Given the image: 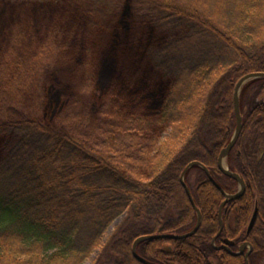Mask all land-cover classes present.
Listing matches in <instances>:
<instances>
[{
	"label": "trees",
	"instance_id": "1",
	"mask_svg": "<svg viewBox=\"0 0 264 264\" xmlns=\"http://www.w3.org/2000/svg\"><path fill=\"white\" fill-rule=\"evenodd\" d=\"M114 1L87 0L93 6L90 17L89 10L81 16L94 19L101 9L112 15L118 11ZM229 1L223 0L217 28L203 22L194 8L177 12L171 0H155L161 14L142 2L139 13L132 11L135 19L121 26L108 22L116 48L121 51L127 42L122 35L132 40L134 76L121 73L96 93L93 115L81 105L68 107L74 131L67 123L58 129L41 117L42 122L33 121L19 102L25 97L23 80L38 71L41 54L28 64L4 59L0 264H83L99 249L101 264H142L131 253L136 238L183 232L195 222L179 180L187 164L199 162L225 190L234 189L233 179L218 171L217 159L235 129L236 82L264 72V0ZM89 25L98 38L96 23ZM137 38L140 44L134 43ZM104 78L114 77L108 72ZM239 93L242 130L233 147L238 153L230 151L227 165L245 181L244 212L249 214L256 201L264 226V79L248 81ZM56 96L57 106L65 108ZM25 148L34 151L15 161ZM183 179L203 219L215 225L221 195L199 167H191ZM174 201L181 205L175 217ZM122 214L123 224L102 244V234ZM197 238L200 233L182 242L144 241L136 252L146 264H197L191 246Z\"/></svg>",
	"mask_w": 264,
	"mask_h": 264
},
{
	"label": "rangeland",
	"instance_id": "2",
	"mask_svg": "<svg viewBox=\"0 0 264 264\" xmlns=\"http://www.w3.org/2000/svg\"><path fill=\"white\" fill-rule=\"evenodd\" d=\"M126 1H114L118 6V11L113 8L112 15H108L106 10L103 12L101 9L100 15L97 14L99 16L87 20L81 16L84 11L89 10L90 17V9L93 6L90 3L86 4L87 0L83 2L81 0H0V65H3L6 57L21 62L25 61L26 64L32 63L41 54L42 65L39 66L37 72H30L27 79L23 80L25 97L21 96V101H19L28 109L27 114L31 113L29 115L33 116V121L42 122L41 119H38L41 117L49 124L54 123L56 128H62V123H67L74 131V122L70 120L71 111H67L68 107L71 106L73 109V106L81 105L83 108L85 107L82 110L84 113L93 115L95 98L102 88H106L109 83H114L115 78H120L121 73L126 78H129L127 75L134 76L132 63L134 58L129 54L132 40L129 35H122L121 37L124 36L127 42L120 51L112 40L114 33L108 31L111 27L108 22H114L113 24L121 26L123 23L135 19L132 11L139 13V6L142 2L145 3L142 7L153 9L156 13L161 14L162 12L158 10L160 7L155 6V0H142L141 3L139 0H132L135 3H127V6ZM171 1H174V8L177 12H181L180 8L186 6L194 8L197 16L203 19V22L209 21V24L214 28H217L218 16L224 10L223 0ZM228 2L230 1L228 0ZM130 6L133 9L131 12ZM119 7L123 8L119 9ZM207 13H209L210 20H205ZM92 23H96L100 35L98 38L94 36L95 29H90L89 24ZM181 31H185V29H181ZM205 33L207 35V32ZM140 41L141 39L137 38L134 43L140 44ZM186 42L184 43L191 48L192 45H188ZM192 48L195 49V46ZM108 72L114 77L111 81L109 79L106 81L104 78ZM91 73L95 74L93 83L89 82ZM86 88L91 91L90 94L83 91ZM82 91L85 95L80 94V92L83 93ZM56 92L62 102L67 103L63 109H60L62 105L57 106L55 102ZM74 94L75 96H73ZM104 100L106 103L108 102L107 98ZM153 101L154 99H151L150 104H153ZM49 127H53L52 124ZM10 145L13 146L12 143ZM32 151H34L33 148H25L24 153L20 151L16 154L15 161L22 160ZM190 181L192 183V179ZM183 203L181 201L182 205ZM174 205L176 211H171L173 217L178 214L177 208L181 206L175 201ZM124 220L125 214H122L110 223L105 233L102 234V244L112 236ZM99 250L94 251L83 264H101L98 259Z\"/></svg>",
	"mask_w": 264,
	"mask_h": 264
},
{
	"label": "flooded vegetation",
	"instance_id": "3",
	"mask_svg": "<svg viewBox=\"0 0 264 264\" xmlns=\"http://www.w3.org/2000/svg\"><path fill=\"white\" fill-rule=\"evenodd\" d=\"M232 150L238 153V149L233 148ZM217 169L220 173H222L218 168V164ZM228 171L237 174L242 179L244 187L246 188L245 181L240 171ZM224 176L226 177V175ZM211 179L212 181L210 179L209 181L221 195V199L215 211V219L217 220V223L215 225L209 224L206 219H203V214L194 202V199L191 195L193 202L201 215L200 225L195 233L188 237L176 238L178 236H183L190 233L195 227L197 222V214L194 210L195 222L190 227L185 228L183 232L171 234H164L162 232L159 234L150 235H168L171 237L156 240H178L182 242L193 236H197L200 233V238H197L198 240H194V244L191 245L195 246V251L197 252V255L199 257L197 264H264V226H262L261 222L259 221L260 213L258 210L257 202L254 201L253 209L248 214L244 212V205H242V203L240 202V199L244 196L245 188L244 192H242L239 197L234 198L233 196H236L239 192L238 182H236L233 178H229L233 179V181L235 182V186L234 189L227 191L216 180H214L213 178ZM255 209L256 215L254 217V221L252 222ZM208 224L211 227L210 229H208ZM207 236L208 239H205L207 238ZM151 241L153 242L154 240ZM206 241L207 243H205ZM168 247L169 249L171 248L170 246ZM208 247L210 248L208 249ZM166 263L177 264L176 262L170 260ZM182 264L187 263L183 262Z\"/></svg>",
	"mask_w": 264,
	"mask_h": 264
},
{
	"label": "water",
	"instance_id": "4",
	"mask_svg": "<svg viewBox=\"0 0 264 264\" xmlns=\"http://www.w3.org/2000/svg\"><path fill=\"white\" fill-rule=\"evenodd\" d=\"M256 79H258V80L264 79V72L258 71V72L246 74L243 77H241L238 80V82L235 84L234 92H233V103H232L233 104V110H234V116H235V130H234V133L232 134V137H231L229 143L227 145H225V147L222 149V151L220 152V154L218 156V160H217L218 168L220 169V171L224 175H226V177L233 178L239 184V186H238L239 192L236 196H233L234 198L239 197L242 194V192H244V188H245L244 183H243L242 179L237 174L228 171V169H226L224 163H225V159L227 158L229 152L232 150V148L236 144V142L239 138V135L241 133V130H242V124H241L242 123V116L240 114L241 112H240V106H239V95H240L239 92L241 91L242 87L246 83H248V81H252V80H256ZM191 167H199V168L203 169V171L206 173L207 177L212 181L208 170L202 164L200 165V163L197 161L190 162L189 164H187V166L183 170V172L180 176V184L183 187L185 194H186L191 206L194 208L193 210L196 211L197 222H196L195 227L193 228V230L190 233L183 235V236H178L176 238L188 237V236L192 235L193 233H195L196 230L198 229V227L200 225V221H201V215H200L199 211L197 210V208L193 202V199L191 197V193L189 191V188L187 187V185L185 184L184 179H183L186 172ZM255 215H256V209H255V212H254V215L252 218V222L254 221ZM169 237H171V236H168V235H143V236H140V237L136 238L134 240V242L132 243L131 253L137 261H139L142 264H146L147 262L145 260H143L136 252L137 245L140 244L141 242H144V241H151V240L169 238Z\"/></svg>",
	"mask_w": 264,
	"mask_h": 264
}]
</instances>
